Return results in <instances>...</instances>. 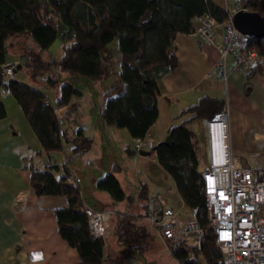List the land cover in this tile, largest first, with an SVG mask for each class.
Returning <instances> with one entry per match:
<instances>
[{
    "label": "trees",
    "instance_id": "16d2710c",
    "mask_svg": "<svg viewBox=\"0 0 264 264\" xmlns=\"http://www.w3.org/2000/svg\"><path fill=\"white\" fill-rule=\"evenodd\" d=\"M260 2L239 0L240 8L264 17ZM201 16L224 23L230 13L213 0H0V119L7 117L3 93L9 92L41 144L39 153L67 152L66 143L73 145L72 154L89 151L94 140L84 136L82 128L71 136L65 120L74 114L72 122L76 121L79 103L74 99L83 95L75 82L86 79L91 86L104 80L102 53L116 40L123 87L117 95H111L113 89L105 93L107 101L98 116L106 125L126 129L133 140L145 139L159 118L161 80L179 67L176 41L180 35L193 34L195 19ZM57 39L62 40L63 50L59 60L47 56ZM250 45L258 54V62L246 75L248 81L264 70V37H252ZM14 55L21 71L37 83L42 81L43 89L15 77L4 83V65ZM62 74L70 80L65 81ZM61 108H68L70 113L59 118L57 111ZM224 108V99L202 97L173 119L174 124L167 130L172 145L160 142L150 151V156L155 155L160 167L173 179L185 208L203 230L202 240L179 242L172 254L174 264H225L206 208L205 186L199 172L200 138L187 127L195 121L210 122ZM133 146L129 145L127 151L139 154ZM29 169L36 195L66 199L67 207L55 213L58 232L77 250L80 264H109L104 242L90 233L81 188L78 182L69 183L75 178L68 173L56 177L52 171L58 167L40 171L30 164ZM121 170V163H115L113 171L96 184L97 190L110 195L114 205L128 201L129 211L111 210L110 238L141 254L154 251L158 237L145 221L150 198L147 184L136 201L133 194L127 195L116 176Z\"/></svg>",
    "mask_w": 264,
    "mask_h": 264
},
{
    "label": "crops",
    "instance_id": "0c3cea01",
    "mask_svg": "<svg viewBox=\"0 0 264 264\" xmlns=\"http://www.w3.org/2000/svg\"><path fill=\"white\" fill-rule=\"evenodd\" d=\"M213 1L228 10L230 15H234L237 6L240 5L239 0ZM176 45L179 67L161 80L163 94L159 99V118L149 130V135L163 136L164 134V139L167 137L168 128L174 124L173 119L182 111L195 105L204 96L222 98L226 101V108L229 110L228 137L232 154L247 168H264V70L256 73L248 81L245 75L232 71L234 61L230 58L227 60V68L230 72L227 80L219 78L216 74L207 77L214 61L212 49L191 35H180ZM8 62L18 64L19 70L15 78L29 84L30 78L25 71H21L17 56L9 57ZM122 87V84L119 85L120 90ZM7 93L10 98L3 100L7 117L0 119V264H80L81 258L77 250L71 247L58 232L55 213L67 207L66 199L61 196L36 195L31 188L29 165L33 164L40 171L58 167L57 170L52 171L56 177L60 178L68 173L70 178H75L81 188L85 201L84 207L96 211H111L122 204L119 210L129 211L128 201L114 205L113 200L106 196L105 192L96 188L97 181L102 176L111 173L117 162L114 161L110 169H104L101 172L102 175L93 176L91 181H82V171L94 165L89 159L84 162L82 159L88 157L94 146L79 155L70 152L73 145L69 143L65 144L67 152L39 153L42 147L38 138L15 99H11V94ZM4 94L6 93L4 92L3 96ZM162 111L165 112L168 120L166 130H154L159 123ZM69 113L68 108H61L57 111L59 118ZM73 115L70 114V117L65 120V127L71 136H74L78 128L72 122ZM97 117V125L101 122L104 124L98 113ZM75 120H78V112L75 114ZM206 123L195 121L187 125L188 129L199 137L200 135L206 136L203 146H208V124L206 126ZM87 126L88 124L79 128H82L84 136L92 138L95 143L94 134L98 131L94 129L95 122H90V127H88L91 128L90 131H87ZM163 139L160 138L158 143ZM132 142L134 144L135 140L132 139ZM125 150L128 159L136 158V155H131L127 149ZM205 150L207 151V147ZM151 158L157 166L155 169H148L147 173L148 193L150 189L153 190L150 196L166 191L163 182L159 179L163 175V169L155 155ZM122 170L116 174L122 173ZM88 183L91 184L89 189ZM88 190H92V194H98L105 202L106 208L96 209L101 201L96 200L97 198L91 199ZM130 190L125 191L127 195L131 194ZM173 198L174 202L170 201V205L174 208L179 206L178 209H182L184 215H190L182 200ZM101 205L104 206V204ZM113 238H110L105 248L109 256V264H128L126 260L121 261L115 255L114 249L125 251L124 248H128L135 252L138 251L121 246L116 238L115 240ZM112 239L114 241L111 243ZM138 263L131 261L129 264Z\"/></svg>",
    "mask_w": 264,
    "mask_h": 264
},
{
    "label": "built area",
    "instance_id": "2783aa9c",
    "mask_svg": "<svg viewBox=\"0 0 264 264\" xmlns=\"http://www.w3.org/2000/svg\"><path fill=\"white\" fill-rule=\"evenodd\" d=\"M239 10L240 5L236 12ZM195 26L191 36L210 47L214 57L207 77L216 74L227 80L230 58L234 61L232 71L245 76L257 64L258 54L250 45L252 37L235 27L234 15L224 23L208 16L197 17ZM16 69V63L4 65V83L15 77ZM228 119L229 110L224 108L208 122L207 151L200 143L199 172L204 181L208 217L225 264H264V168H247L232 154ZM147 137L135 140L133 147L137 152L154 149V140ZM77 182L69 180L71 184ZM171 198L166 192L150 196L145 220L173 254L181 240H202L203 230L192 215H184L182 209L171 206ZM84 212L92 237L102 240L106 248L112 236V212L89 207H84Z\"/></svg>",
    "mask_w": 264,
    "mask_h": 264
},
{
    "label": "rangeland",
    "instance_id": "374dc122",
    "mask_svg": "<svg viewBox=\"0 0 264 264\" xmlns=\"http://www.w3.org/2000/svg\"><path fill=\"white\" fill-rule=\"evenodd\" d=\"M47 54H48L47 56L59 60L63 56L62 40L57 39L55 43L51 46V48L48 50ZM102 58H103L105 76H104V80L101 83L90 86L88 84V80L86 79H82L81 81L75 82V85L79 89H81L83 95L79 98L74 99L75 102L79 103V108L77 111L78 120L74 123L78 128L86 126L88 124L86 129L87 131L88 130L90 131L91 128L88 127H90V122L93 121L95 122L94 129H98L97 133L94 134L95 137V143L93 145L94 148L92 149V151H90L88 157H84L82 159L83 162L84 160L89 159L91 162H93L94 165L92 167L89 166L86 171H82L81 179L82 181H86V180L91 181L93 179V176L95 177L96 175H100L104 169L106 168L110 169L114 161L119 162L121 163L123 170L122 173L116 174V176L120 181L123 189L125 191H129L131 189L130 190L131 194H133L135 200L138 201V195L142 186L145 183L149 184L147 179L148 169H155L157 164L156 162L152 161L151 158L152 156L140 157L139 155H136L135 159L131 158L132 160L127 158L125 149L129 145H133V142L131 136L129 135L126 129H118L115 126H107L102 124V122L100 123V125H97L98 123L97 113L101 107H104L107 101V96L105 95V93L111 89H113V93L111 95H117L121 93L119 88V85H121L120 53H119L118 43L116 40L103 51ZM62 76L65 81L70 80L69 76L65 74H62ZM29 85L36 87L38 89H43L42 88L43 82L40 81L39 83L37 82L35 83L34 79L32 78H30L29 80ZM46 92L50 96L54 95L50 91H46ZM7 98H10V96H8V93L6 92V94H4L3 96V100H7ZM11 99L14 100V97L12 95H11ZM167 121L168 120L166 119L165 112L162 111L159 123L154 130L157 129H161L163 131L166 130V125L168 123ZM207 124L208 123H206L205 125L207 126ZM149 136L154 140V144H157L158 141H160V138L162 140L165 135L163 134V136L160 135L154 136V134L153 135L150 134ZM200 137H201L200 143L206 142L205 135H200ZM165 139L166 137L163 139L162 142H164ZM110 146L113 147L110 148ZM205 147L208 146H203L204 150ZM201 149L202 146H200V152H199L200 157L202 155ZM162 172L163 175H161L159 179L160 181L163 182V185L166 188L165 192L167 193L168 196H172V198L176 197L180 201V196L177 192L176 185L173 179L169 177L165 173V171ZM88 186L89 189L91 184L89 185L88 183ZM152 191L153 190L150 189L149 194ZM88 194L91 197V199L97 198L96 200H100L101 204H104V206L99 204L96 207V209L102 210L103 207L106 208L105 202L98 194H92V190H90ZM105 194H107L106 196H109V198H111L108 193L105 192ZM172 198L170 200L174 202V198L173 199ZM120 207H122V204L119 205V208ZM119 208L118 206L116 207V209ZM178 208L179 206L176 207L177 210H179ZM136 211L140 213L141 209L138 208ZM182 213L184 214V211ZM113 239L110 241L111 243L115 240ZM124 249L125 251H120V250L118 251L114 249V253L117 257L120 258L121 261L126 260L128 264L131 261L139 262L141 264H174L176 261L173 255L168 252V250L165 248V246L162 244L159 238L156 239V246L154 251L152 250L145 252L144 254H141L139 252H135L134 250H130L128 248H124Z\"/></svg>",
    "mask_w": 264,
    "mask_h": 264
},
{
    "label": "water",
    "instance_id": "95a60500",
    "mask_svg": "<svg viewBox=\"0 0 264 264\" xmlns=\"http://www.w3.org/2000/svg\"><path fill=\"white\" fill-rule=\"evenodd\" d=\"M261 7L264 12V0H261ZM234 25L243 34L254 38L264 37V17L259 13H252L245 9L239 10L234 14ZM19 70L16 69L15 73ZM165 145H172V137L168 135L164 142ZM142 156H150V151H141Z\"/></svg>",
    "mask_w": 264,
    "mask_h": 264
}]
</instances>
